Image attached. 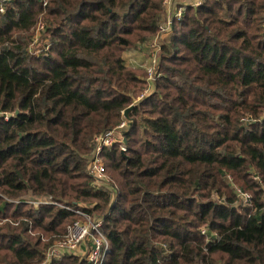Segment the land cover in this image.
Masks as SVG:
<instances>
[{
    "label": "trees",
    "instance_id": "16d2710c",
    "mask_svg": "<svg viewBox=\"0 0 264 264\" xmlns=\"http://www.w3.org/2000/svg\"><path fill=\"white\" fill-rule=\"evenodd\" d=\"M202 1L173 22L122 142L102 149L112 196L87 170L93 137L145 88L123 53L156 37L162 0H0V264H79L44 263L33 235H64L70 207L102 220L104 264H264V0ZM227 176L250 206L234 207Z\"/></svg>",
    "mask_w": 264,
    "mask_h": 264
},
{
    "label": "rangeland",
    "instance_id": "374dc122",
    "mask_svg": "<svg viewBox=\"0 0 264 264\" xmlns=\"http://www.w3.org/2000/svg\"><path fill=\"white\" fill-rule=\"evenodd\" d=\"M163 1L164 0H162V5H163L164 11H165V19H164V22L160 26L158 34L155 35L156 37H154L150 42H147V43L143 42V43H141L139 46H137L135 48H131V49L126 50L123 53V60H124L125 65L132 66V67H135L137 69H143L146 72L145 66L147 65V63L149 61V55L151 53V46L150 45L152 44V42L156 39V42L159 44V50H160V45L163 42H167V41H169L171 39L172 31L170 33H169V30H168V32H165V31L162 30V27H164V25L167 24L168 20H170L172 18V15H174V14H176V13H178L180 11L181 12L180 19H182L183 14H184L187 6H193L194 7V6H197V5H199V4H201L203 2L202 0H173L172 5L169 8H167V6L164 5ZM40 24L44 25V21L42 19H41V22L39 24H36L34 26V29H33V32H34L33 40L29 44V50H30V52H32L31 54H33L34 56H40V55L46 54V51H47V48H48L47 46H48V43H49V36H47L45 33H41L40 32V30H43L44 28L40 29L37 32L38 26ZM167 34H169L171 36L167 37L166 36ZM159 50L157 51V58H158ZM157 66H158V62H157ZM158 75H159L158 67H157L156 71L154 70V72H153V74L151 76H149V73L147 74V72H146V76H145L146 86L142 90V92L137 97H135V99H133V102L131 103V105L134 106L136 101H138L142 97L147 96L148 94H150V93H152L154 91L153 82H154V80L156 79V77ZM151 83H152V85H151ZM144 92H145V94L142 95ZM261 116H264V108L261 111ZM249 119H251V118H248V116H245L244 118H242L243 121H247ZM123 120L127 121L126 118H124V112H123V119L119 122V124ZM123 131H122V134H121V139L123 138ZM119 142L120 141L115 142V143H119ZM112 144H114V143L112 142ZM120 146H121V144H120ZM121 151H122V149H121ZM124 152L125 151H122V153H124ZM90 158H91V156H90ZM90 158H89V161H88V164H87V170H88ZM102 161H103V159H102ZM105 170H106V168H105ZM108 171L109 170H106V173H105V183H108V184L110 183L111 184V179H110V177L108 175V173H109ZM250 178H252L256 182L259 181L258 175L254 174L253 172L250 174ZM227 181H228L229 185L231 186L232 192H233V194L235 196V200L233 202L234 207H236V209H238V210H241L242 207L250 206L251 205V201H252V192H251L252 189H250L251 191H249L247 189L244 190V188H243L244 185L242 184V182H238L237 181L236 183H234L233 179L230 176H227ZM110 191L112 192L111 189H110ZM112 196H114V193H112ZM18 201H22L23 203H26V204L31 205L33 207H37L38 205L45 204V203L46 204L52 203L50 197L25 196L24 199L18 200ZM58 204L60 206H62L63 208L67 207V206H64V204H60V203H58ZM81 206L91 207L89 204H85L84 205V203ZM67 208H69V207H67ZM70 209L73 212H75V214L78 216L74 220H84L85 217L83 216V214H84L83 213L84 212L83 209L72 208V207H70ZM85 215H87V214H85ZM88 217L91 220H101V219H95V217H91V216H88ZM68 226H67V228H68ZM206 230H207V227L205 225L201 226L200 231H202V233H204ZM65 232H67V230ZM209 232L213 235V237L216 238V232L215 231H213L211 229V231H209ZM33 235H39L41 240H42V243H47V248H46V250L44 252V261H43L44 263L52 262L54 260H61V259H64L66 256L67 257L72 256V257H74V258H76L78 260L79 264H86V262H87L86 259H87L89 253L85 249H83L82 252L76 251L75 253L74 252L65 253L61 258H58V259H54V258L52 259V258L48 257V249H49V247H51L54 242L63 239L65 234L64 235L59 234V235H55V236L44 235L43 233H41V231L35 230ZM205 237L207 238V241L209 239H211V237L209 235H206ZM87 248H88V246H87ZM48 259H50V260H48ZM83 260L85 261V263L83 262ZM65 261H69V260H65ZM220 264H223V263H220Z\"/></svg>",
    "mask_w": 264,
    "mask_h": 264
},
{
    "label": "built area",
    "instance_id": "2783aa9c",
    "mask_svg": "<svg viewBox=\"0 0 264 264\" xmlns=\"http://www.w3.org/2000/svg\"><path fill=\"white\" fill-rule=\"evenodd\" d=\"M164 5L169 8L173 0H164ZM4 7L2 3L0 4V12H3ZM181 12L172 15V18L168 20L167 24L162 27V30L169 33L172 31V25L174 21L180 20ZM264 19V12L262 15ZM175 18V19H174ZM43 29V24L38 26L37 32ZM151 53L149 55V61L145 66L147 74L151 76L154 70H157V51L159 50V44L156 39L152 42ZM152 85V83H151ZM145 92L142 94L144 95ZM141 95V96H142ZM139 99V98H138ZM127 127V122L122 121L115 128L106 131L104 133L97 134L93 137L94 148L91 153V158L88 166L89 174L93 177V184L97 187H103L106 189H111L112 193L114 190L111 185L105 183V166L102 161L101 152L104 147L112 145V142L121 141L122 131ZM122 151H125V146L121 144ZM84 220H74L67 228L63 239L58 240L53 243L48 249V257L58 259L61 258L65 253L71 252H82L83 249L87 250L88 257L86 264H104L108 254L110 253V245L105 236L103 229L102 220H91L88 216L89 214L83 212ZM87 214V215H85ZM88 246V248H87ZM50 260V259H48Z\"/></svg>",
    "mask_w": 264,
    "mask_h": 264
},
{
    "label": "water",
    "instance_id": "95a60500",
    "mask_svg": "<svg viewBox=\"0 0 264 264\" xmlns=\"http://www.w3.org/2000/svg\"><path fill=\"white\" fill-rule=\"evenodd\" d=\"M134 106L133 105H130L128 108H126L125 110H124V118H126L127 119V115H128V113H129V111H130V109H132Z\"/></svg>",
    "mask_w": 264,
    "mask_h": 264
},
{
    "label": "crops",
    "instance_id": "0c3cea01",
    "mask_svg": "<svg viewBox=\"0 0 264 264\" xmlns=\"http://www.w3.org/2000/svg\"><path fill=\"white\" fill-rule=\"evenodd\" d=\"M166 36L168 37V36H171V35L167 34Z\"/></svg>",
    "mask_w": 264,
    "mask_h": 264
}]
</instances>
